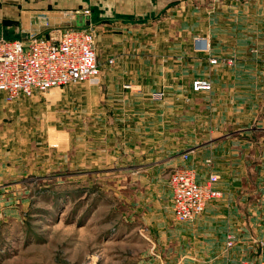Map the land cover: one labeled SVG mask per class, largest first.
Listing matches in <instances>:
<instances>
[{"label":"crops","instance_id":"obj_1","mask_svg":"<svg viewBox=\"0 0 264 264\" xmlns=\"http://www.w3.org/2000/svg\"><path fill=\"white\" fill-rule=\"evenodd\" d=\"M87 24L101 66L87 96L94 128L153 163L139 173L150 184L138 199L171 215L173 168H194L199 182L215 173L221 196L186 221L183 242L203 264L264 262V0H0V37ZM201 38L207 52L195 48ZM195 78L211 89L192 91ZM117 141L88 145L110 153ZM17 146L33 143L0 142V157Z\"/></svg>","mask_w":264,"mask_h":264},{"label":"rangeland","instance_id":"obj_2","mask_svg":"<svg viewBox=\"0 0 264 264\" xmlns=\"http://www.w3.org/2000/svg\"><path fill=\"white\" fill-rule=\"evenodd\" d=\"M97 81L0 98V142L33 143L1 148L0 264H203L181 238L186 222L138 199L153 163L94 128ZM109 137L110 153L88 145ZM160 214L173 235L155 224Z\"/></svg>","mask_w":264,"mask_h":264},{"label":"built area","instance_id":"obj_3","mask_svg":"<svg viewBox=\"0 0 264 264\" xmlns=\"http://www.w3.org/2000/svg\"><path fill=\"white\" fill-rule=\"evenodd\" d=\"M81 13L89 15V10L84 9ZM195 48L207 52V40H196ZM216 61L215 58L209 60L211 64ZM108 62L112 63V59ZM100 72L94 32L88 24L84 27L54 28L46 34H27L18 39L0 37V98L13 101L20 96L29 97L35 92L59 86L93 81ZM191 89L194 92L208 91L211 83L205 78H195ZM153 94L161 96L159 92ZM184 158H187L186 154ZM217 180L218 176L210 173L199 182L194 168H173L167 179L172 194L173 218L186 222L199 216L209 201L221 196V191L215 188ZM233 241L234 236L229 234L226 245L232 246ZM241 264L264 262L244 260Z\"/></svg>","mask_w":264,"mask_h":264},{"label":"water","instance_id":"obj_4","mask_svg":"<svg viewBox=\"0 0 264 264\" xmlns=\"http://www.w3.org/2000/svg\"><path fill=\"white\" fill-rule=\"evenodd\" d=\"M88 23V22H87Z\"/></svg>","mask_w":264,"mask_h":264}]
</instances>
